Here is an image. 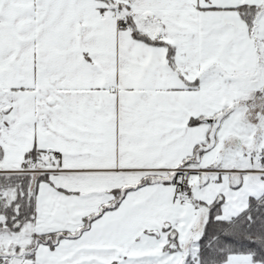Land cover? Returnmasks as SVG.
Masks as SVG:
<instances>
[{"label": "snow or ice", "instance_id": "obj_1", "mask_svg": "<svg viewBox=\"0 0 264 264\" xmlns=\"http://www.w3.org/2000/svg\"><path fill=\"white\" fill-rule=\"evenodd\" d=\"M0 264H264V0H0Z\"/></svg>", "mask_w": 264, "mask_h": 264}]
</instances>
